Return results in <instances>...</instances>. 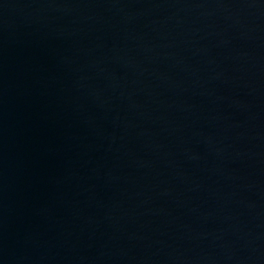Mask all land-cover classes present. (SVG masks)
Segmentation results:
<instances>
[{
	"label": "water",
	"instance_id": "obj_1",
	"mask_svg": "<svg viewBox=\"0 0 264 264\" xmlns=\"http://www.w3.org/2000/svg\"><path fill=\"white\" fill-rule=\"evenodd\" d=\"M264 131V0H58Z\"/></svg>",
	"mask_w": 264,
	"mask_h": 264
}]
</instances>
